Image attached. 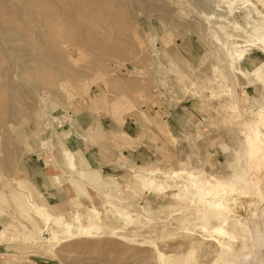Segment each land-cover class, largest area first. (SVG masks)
Returning <instances> with one entry per match:
<instances>
[{
  "label": "rangeland",
  "instance_id": "374dc122",
  "mask_svg": "<svg viewBox=\"0 0 264 264\" xmlns=\"http://www.w3.org/2000/svg\"><path fill=\"white\" fill-rule=\"evenodd\" d=\"M0 264H264V0H0Z\"/></svg>",
  "mask_w": 264,
  "mask_h": 264
},
{
  "label": "crops",
  "instance_id": "0c3cea01",
  "mask_svg": "<svg viewBox=\"0 0 264 264\" xmlns=\"http://www.w3.org/2000/svg\"><path fill=\"white\" fill-rule=\"evenodd\" d=\"M123 135H124L125 137L129 138V136L126 135L125 133H124ZM66 156H67V157H66V163H67V166H68V167H72V168H77V167H76V164H78V163L74 162V160L72 159V157L69 156L68 154H67ZM77 169H80V168H77ZM89 169H92V168H89ZM53 178H56V177L53 176ZM25 200H26V199H25ZM26 202H27V200H26Z\"/></svg>",
  "mask_w": 264,
  "mask_h": 264
},
{
  "label": "bare ground",
  "instance_id": "6f19581e",
  "mask_svg": "<svg viewBox=\"0 0 264 264\" xmlns=\"http://www.w3.org/2000/svg\"><path fill=\"white\" fill-rule=\"evenodd\" d=\"M260 165H261V164H260ZM262 165H263V164H262ZM262 165H261V166H262ZM261 166H260V167H261ZM243 176H244V175H243ZM246 176H247V175H246ZM245 179H246V177H245ZM245 179H244L243 181H245ZM256 181H257V175L254 176V180H252V178L249 179V180L247 179V180L245 181V184L247 185L248 188H250V187H251ZM256 194H258V192H256ZM249 257H250V255H249ZM249 259H250V258H249Z\"/></svg>",
  "mask_w": 264,
  "mask_h": 264
}]
</instances>
